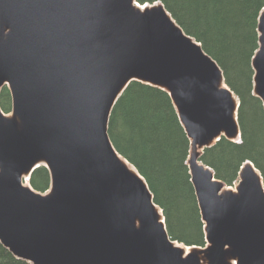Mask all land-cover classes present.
I'll use <instances>...</instances> for the list:
<instances>
[{
	"label": "water",
	"instance_id": "95a60500",
	"mask_svg": "<svg viewBox=\"0 0 264 264\" xmlns=\"http://www.w3.org/2000/svg\"><path fill=\"white\" fill-rule=\"evenodd\" d=\"M258 31L254 94L264 106V11ZM135 81L170 95L188 135L204 249L185 247L191 249L185 255L174 245L146 180L110 140L112 111ZM4 87L13 109L6 114L0 104V243L16 258L264 264L260 172L247 162L233 190L201 161L222 137L240 141V101L218 64L162 4L0 0V94ZM40 166L52 178L45 194L24 185Z\"/></svg>",
	"mask_w": 264,
	"mask_h": 264
},
{
	"label": "trees",
	"instance_id": "16d2710c",
	"mask_svg": "<svg viewBox=\"0 0 264 264\" xmlns=\"http://www.w3.org/2000/svg\"><path fill=\"white\" fill-rule=\"evenodd\" d=\"M160 2L184 33L220 67L227 86L240 100L241 143L222 137L206 148L201 161L216 179L232 187L241 167L251 162L264 182V106L254 95L253 57L260 47L259 18L264 0H138ZM2 110L12 111L10 90L0 94ZM108 134L116 151L146 180L155 203L163 211L172 241L205 247V230L187 165L190 140L170 95L164 90L132 82L117 101ZM30 186L39 193L51 187V174L41 166ZM0 264H30L16 258L0 243Z\"/></svg>",
	"mask_w": 264,
	"mask_h": 264
},
{
	"label": "bare ground",
	"instance_id": "6f19581e",
	"mask_svg": "<svg viewBox=\"0 0 264 264\" xmlns=\"http://www.w3.org/2000/svg\"><path fill=\"white\" fill-rule=\"evenodd\" d=\"M144 8H142V10H143ZM222 87H225V85L224 84H222ZM198 152H201V150H199ZM124 162L126 163V165H128L130 168H132V169H134V167H132L127 161H125L124 160ZM135 170V169H134ZM161 212V211H160ZM174 245L175 246H177V247H181V248H183L184 249V251H185V255H187L189 252H190V248H185L183 245H181V244H179V243H176V242H174Z\"/></svg>",
	"mask_w": 264,
	"mask_h": 264
},
{
	"label": "rangeland",
	"instance_id": "374dc122",
	"mask_svg": "<svg viewBox=\"0 0 264 264\" xmlns=\"http://www.w3.org/2000/svg\"><path fill=\"white\" fill-rule=\"evenodd\" d=\"M235 189V187H233Z\"/></svg>",
	"mask_w": 264,
	"mask_h": 264
}]
</instances>
